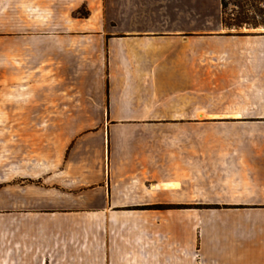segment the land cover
<instances>
[{"label": "crops", "instance_id": "1", "mask_svg": "<svg viewBox=\"0 0 264 264\" xmlns=\"http://www.w3.org/2000/svg\"><path fill=\"white\" fill-rule=\"evenodd\" d=\"M199 3L16 4L14 83L0 98V264H264V35L167 32L195 27L167 13ZM227 84L237 135L200 132L215 118L200 93ZM214 203L239 210L193 207Z\"/></svg>", "mask_w": 264, "mask_h": 264}, {"label": "rangeland", "instance_id": "2", "mask_svg": "<svg viewBox=\"0 0 264 264\" xmlns=\"http://www.w3.org/2000/svg\"><path fill=\"white\" fill-rule=\"evenodd\" d=\"M25 1V0H24ZM229 3L225 9L228 16L232 17L230 22H238L236 16L238 12L241 11V8L234 2V0H228ZM199 13H167L168 21L171 19H176L178 22L184 21L182 24L186 25L187 21H193L195 27L188 28H168L167 32L170 34H180L182 36H198L199 40H239L241 36H255V35H264V28L249 30L243 28L241 30L229 29L224 26L222 17H223V5L221 0H199ZM16 4L20 5V0H0V98L3 96L1 90L7 84L14 83V35L17 30L14 28V20L16 15ZM258 7L264 8V2L258 0L256 3ZM81 15L87 14L85 8L81 9ZM186 21V22H185ZM214 64H220L218 60H210ZM228 85V84H227ZM221 88V87H220ZM222 90H218L214 93L205 94L200 93V105L205 106L206 108H211L207 110H214L215 118L209 119L214 121L213 124L208 125L211 129H200V132L211 131L215 133L230 132L232 134L238 133V92L237 85L229 84L225 88L222 87ZM4 101V97H3ZM1 102V99H0ZM2 114L0 113V116ZM5 125L0 124V130L4 129ZM9 127V126H7ZM232 143L236 144L237 141ZM237 170V168L232 167V170ZM227 183H222L223 186L227 187ZM237 182H232L231 185ZM218 185L219 183L216 182ZM220 185V184H219ZM237 192V191H235ZM220 199L228 200L227 198L237 197L236 194H228L223 191V194L217 195ZM236 199V198H235ZM168 208L170 206H167ZM182 208L191 207V206H181ZM198 208L200 211L204 212H215V213H224V212H238L239 205L237 204H226V203H214V204H199L193 206ZM201 239V238H200ZM200 248V243H199Z\"/></svg>", "mask_w": 264, "mask_h": 264}, {"label": "trees", "instance_id": "3", "mask_svg": "<svg viewBox=\"0 0 264 264\" xmlns=\"http://www.w3.org/2000/svg\"><path fill=\"white\" fill-rule=\"evenodd\" d=\"M223 5V23L226 28L229 29H259L264 28V8L258 7L256 3L258 0H234L235 3L241 8V11L238 12V15L236 16L238 22H230V19H232V16L229 17L226 8L229 3L228 0H221ZM261 2H264V0H261Z\"/></svg>", "mask_w": 264, "mask_h": 264}]
</instances>
